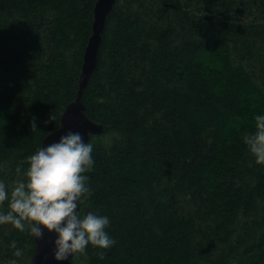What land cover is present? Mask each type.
I'll list each match as a JSON object with an SVG mask.
<instances>
[{
    "label": "trees",
    "instance_id": "1",
    "mask_svg": "<svg viewBox=\"0 0 264 264\" xmlns=\"http://www.w3.org/2000/svg\"><path fill=\"white\" fill-rule=\"evenodd\" d=\"M95 2L0 0L9 191L76 98ZM82 104L103 133L80 212L107 215L115 243L78 259L264 264V164L243 143L264 113V0H116ZM33 251L27 230L0 224V263Z\"/></svg>",
    "mask_w": 264,
    "mask_h": 264
},
{
    "label": "clouds",
    "instance_id": "2",
    "mask_svg": "<svg viewBox=\"0 0 264 264\" xmlns=\"http://www.w3.org/2000/svg\"><path fill=\"white\" fill-rule=\"evenodd\" d=\"M254 121V131L244 135L243 143L255 162L264 164V113H256ZM93 147L84 140L82 132L72 130L39 147L28 157L25 178L17 180L11 191L0 180V224L11 223L35 238H42L45 231L54 233L53 256L57 261L83 253L88 245L98 249L111 247L115 239L107 231L110 218L95 211L83 215L80 212L85 194L91 191L86 173L94 167ZM12 247L16 257L22 255L15 242Z\"/></svg>",
    "mask_w": 264,
    "mask_h": 264
},
{
    "label": "water",
    "instance_id": "3",
    "mask_svg": "<svg viewBox=\"0 0 264 264\" xmlns=\"http://www.w3.org/2000/svg\"><path fill=\"white\" fill-rule=\"evenodd\" d=\"M115 3L116 0H96L93 7L91 34L82 56L76 98L73 102L66 105L61 116L60 126L44 137L41 146L43 144L47 146L49 143L58 140L60 135L68 130L82 132L85 141H89L91 136H98L103 133V126L87 117L85 107L82 104V94L87 88L89 80L96 68L97 56L102 42L106 19ZM33 239L34 251L32 264H72L73 257L71 256L63 261L54 259V233L45 231L42 238H35L33 236Z\"/></svg>",
    "mask_w": 264,
    "mask_h": 264
},
{
    "label": "rangeland",
    "instance_id": "4",
    "mask_svg": "<svg viewBox=\"0 0 264 264\" xmlns=\"http://www.w3.org/2000/svg\"><path fill=\"white\" fill-rule=\"evenodd\" d=\"M0 264H12V263H9V262H2ZM32 264V263H31ZM72 264H84V260L83 258L81 257L80 259L77 258V256H73V259H72Z\"/></svg>",
    "mask_w": 264,
    "mask_h": 264
},
{
    "label": "bare ground",
    "instance_id": "5",
    "mask_svg": "<svg viewBox=\"0 0 264 264\" xmlns=\"http://www.w3.org/2000/svg\"><path fill=\"white\" fill-rule=\"evenodd\" d=\"M42 144V143H41Z\"/></svg>",
    "mask_w": 264,
    "mask_h": 264
}]
</instances>
